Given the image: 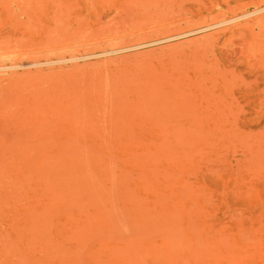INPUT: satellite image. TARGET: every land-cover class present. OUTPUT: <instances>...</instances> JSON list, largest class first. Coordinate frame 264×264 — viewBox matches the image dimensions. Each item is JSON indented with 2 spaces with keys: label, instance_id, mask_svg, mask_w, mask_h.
<instances>
[{
  "label": "rangeland",
  "instance_id": "374dc122",
  "mask_svg": "<svg viewBox=\"0 0 264 264\" xmlns=\"http://www.w3.org/2000/svg\"><path fill=\"white\" fill-rule=\"evenodd\" d=\"M260 2L0 0V264H264Z\"/></svg>",
  "mask_w": 264,
  "mask_h": 264
},
{
  "label": "bare ground",
  "instance_id": "6f19581e",
  "mask_svg": "<svg viewBox=\"0 0 264 264\" xmlns=\"http://www.w3.org/2000/svg\"><path fill=\"white\" fill-rule=\"evenodd\" d=\"M262 2H263V0H261L260 4H263ZM257 6H258V5H257ZM262 11H264V5H262V6L259 5L258 8H256V9L253 10V11H248V12H244V13L241 11L242 14L240 13L239 15L233 16V17H231V18H227V17H226L227 19H224V18H223L224 20H221V21H218V22L216 21V23L213 22V24H209V25H206V26H202V27H200V28H197V29H194V30H190V31H187V32H184V33L178 34V35L169 36V37L162 38V39H159V40L157 39V40L152 41V42H150V43H153V42H156V43H157V42H161V41L163 42V41H165V40H170V39L175 38V37H180V36H184V35H187V34H193V33H195V32H199V31L202 32V31H205V30L210 29V28H212V27H216V26L218 27L219 25H224V24H226L225 26H226V27H229V26H227V25H229L230 23L233 24L234 22H235V24H236V26H237V24L239 25V23H238L239 20H241V19H244V20H245V19H247L248 17L250 18V16H252V15H254V14L256 15L257 13H259V15H260V12H262ZM236 13H238V12H236ZM262 14H263V13H262ZM233 15H234V14H233ZM259 15H258V16H259ZM231 16H232V15H231ZM258 16H256L254 20H256V18H258ZM263 16H264V15H263ZM251 18H253V17H251ZM251 18H250V19H251ZM247 20H248V19H247ZM258 20H259V18H258ZM263 20H264V19H263ZM263 20H262V21H263ZM245 21H246V20H245ZM245 21H244V22H245ZM256 21H257V20H256ZM260 21H261V20H260ZM232 22H233V23H232ZM45 23H46V22H45ZM45 23H44V24H45ZM50 23H51V22H50ZM52 23H53V22H52ZM52 23H51V24H52ZM227 23H229V24H227ZM247 23H249V22H246L245 25H246ZM256 23H257V22H256ZM258 23H259V22H258ZM231 24H230V28H226V27L224 26V27H223L224 30H225V28H226L228 31H231V27H232ZM254 24H255V23H254ZM254 24H252V25H254ZM240 25H241V24H240ZM240 25H239V27H241V28H244V27H245L243 24H242L241 26H240ZM259 25H260V24H259ZM262 25H263V24H261V26H262ZM246 26H247V25H246ZM248 26H249V29H251V28H250L251 25L249 24ZM261 26H260V27H261ZM219 27H220V26H219ZM237 27H238V26H237ZM237 27H233V28H236V29H237ZM239 27H238V29H239ZM260 27H259V29H261ZM246 28H247V30H248V27H246ZM215 29H216V28H215ZM262 29H263V28H262ZM213 30H214V29H213ZM220 30H221V29H220ZM220 30H216V31H220ZM224 30H223V31H224ZM227 30H225V31H227ZM239 30H240V29H239ZM242 30H244V29H242ZM256 30H257V29H256ZM245 31H246V30H245ZM0 32H1V31H0ZM11 32H12V31H11ZM233 32H234V30H233ZM247 32H248V31H247ZM12 33H13V32H12ZM14 33H15V32H14ZM202 33H203V32H202ZM8 34H9V33H8ZM15 34H16V33H15ZM15 34H14V36H15ZM249 34H253V31H252V33L250 32ZM206 35H208V34L206 33L205 36H206ZM10 36H11V35H9V38H10ZM19 36H20V35H18L17 38L14 37L16 42H17V40H19V39H20V41H23V40L25 39V36H24V37L22 36V38H20ZM250 36H251L252 38L250 37V40H251V41H250V40H249V41L252 42V43L249 44V42H248L247 40H245V41H247L248 44H247L246 42H245V43H246L248 46L250 45L252 48H254L255 45L253 46V41H255V40H254L255 38H253L254 36H252V35H250ZM3 37H4V36H3ZM3 37H2V38H3ZM12 37H13V35H12ZM5 38H6V36H5ZM5 38H4V39H5ZM27 38H29V37L27 36ZM32 38H33V37H31L29 40H31ZM7 39H8V37H7ZM7 39H5V40H7ZM12 39H13V38H12ZM16 39H17V40H16ZM104 39H105V38H104ZM1 40H2V39H1ZM5 40H4V41H5ZM13 40H14V39H13ZM13 40H11V41L9 40L7 43H10V42L12 43ZM25 40H26V39H25ZM25 40H24V43H26V41H27V40H26V41H25ZM109 40H110V39H109ZM144 40H148V39H147V38H144ZM252 40H253V41H252ZM107 41H108V40L106 39V42H107ZM141 41H142V40H141ZM5 42H6V41H5ZM145 42H146V41H145ZM145 42H144V43H141V44H139V45H137V46H139V48H140V46H143V47H144V45L146 46V44H148V43H145ZM0 43H1V42H0ZM102 43H104V42H101V44H100V42H99L98 45L102 46V45H103ZM255 43H256V42H255ZM255 43H254V44H255ZM154 44H155V43H154ZM256 44H257V43H256ZM12 45H13V44H12ZM15 45H18V46L20 45L19 47H21V45H23V44H22V43H21V44H20V43H18V44L16 43ZM15 45H14V46H15ZM42 45H43V44H42ZM44 45H45V44H44ZM106 45H107V44H106ZM106 45H105V46H106ZM135 45H136V44H135ZM150 45H151V44H150ZM257 45H259V44H257ZM257 45H256V46H257ZM261 45H262V44H261ZM132 46H133V45H132ZM137 46H135V48H137ZM248 46L246 47V49H247L246 51H247V52H248L249 50H251V49L248 50V48H251L250 46H249V47H248ZM262 46H263V45H262ZM22 47H24V48L27 47V48H25V49L28 50V46H27V45H26V46L23 45ZM52 47H53V46H52ZM52 47H51V48H52ZM55 47H56V46H55ZM55 47H54V48H55ZM117 47H118V46H117ZM117 47H116V48H117ZM120 47H121V46H120ZM120 47H119V48H120ZM258 47H259V46H258ZM42 48H43V47H42ZM60 48H61V47H60ZM102 48L104 49L103 46H102ZM116 48H115V50H106V49H105L106 51H102V52L99 51V53H92V54H90V53H89V54L86 53L87 55H84V54L82 53L83 55H80V56H77V55H71V54H73V53L70 54L71 56L68 55V57H59V56H57L58 58H52V57H51V58H48L49 56H48V57H45V56L43 57V56H41L42 58H46V59H44V60H40V59H42L41 57H40V59H39V58L36 59V57H35L36 54H38V55L43 54V52L40 53L43 49H42V50L40 49L41 51L39 50V51H40L39 53L35 52V50L32 49V50L35 52V53H33V52H32V53L34 54V57H35L36 60L33 59L32 62H29V63L27 62L26 64H23V63H25V62H22V60H21V63H22L23 65H21L19 62H18V64H8V63H7V64H0V71H4V72H5V70L7 71V70H9V69H14V70H15V68L17 69V68L20 67V66H25L24 69L21 68L22 70H28V69H30V68H28V66H31V67H32V66H37V67H38L39 65L42 66V65H44V64H52V65L55 66V64H53V63H60V62H62V63L64 62V63H65V62H67V61H75V60H77V59L79 60V59H82V58H85V59L87 60V58H88V57H91V56H93L92 58L98 59L100 56H99L98 58H97V57H94V56H96V55H103V54H104V57H105L106 54L116 52V51H117ZM122 48H124V47L122 46ZM61 49H63V48H61ZM90 49H91V50H94V48H90ZM117 49H118V48H117ZM129 49H130V48H129ZM263 49H264V48H263ZM22 50H23V49H22ZM45 50H47V49H44V51H45ZM56 50H57V48H55V51H56ZM58 50H59V48H58ZM87 50H89V49H87ZM100 50H102L101 47H100ZM124 50H125V49H124ZM37 51H38V50H37ZM52 51H53V50H52ZM94 51H97V50H94ZM122 51H123V50H122ZM125 51H126V50H125ZM20 52L22 53V51H20ZM25 52H26V51H25ZM46 52H47V51H46ZM87 52H90V50L87 51ZM118 52H119V51H117V53H118ZM120 52H121V50H120ZM21 53H20V54H21ZM44 53H45V52H44ZM77 53H78V52H77ZM23 54H24V53H23ZM26 54H28V53H26ZM29 54H30V52H29ZM33 54H32V55H33ZM52 54H53V52H52ZM18 55H19V54H18ZM58 55H59V54H58ZM60 55H61V54H60ZM64 55H65V54H64ZM66 55H67V54H66ZM112 55H113V54H112ZM20 56L22 57V54H21ZM36 56H37V55H36ZM52 56H53V55H52ZM106 56H107V55H106ZM108 56H109V55H108ZM28 57H29V55H27V58H28ZM37 57H39V56H37ZM86 57H87V58H86ZM27 58H26V59H27ZM31 58H33V56H31ZM100 58H101V57H100ZM100 58H99V59H100ZM20 59H21V58H20ZM20 59H18V60L20 61ZM85 59H84V61H85ZM108 59H112V58L109 57ZM13 60H14V59H13ZM18 60H17V61H18ZM28 60H29V59H28ZM88 60H90V59L88 58ZM106 60H107V59H106ZM25 61H27V60H25ZM78 62H79V61H78ZM71 63H72V62H70L69 65H71ZM73 63H76V62H73ZM66 64H67V63H66ZM210 64H211V63H210ZM59 65H60V64H59ZM63 65H64V64H63ZM76 65L79 66L77 63H76ZM76 65H74V66L76 67ZM56 66H57V65H56ZM74 66H73V67H74ZM211 66H212V65H211ZM215 66H216V65H215ZM26 67H27V68H26ZM43 67H44V68H45V67H51V68H52V66H47V65H45V66H43ZM43 67H42V68H43ZM205 67H207V65H206V66L204 65V68H205ZM212 67H214V66H212ZM212 67H211L210 69H208V70L212 71V69H214V70H215V68L217 69V66L214 67V68H212ZM39 68H40V67H39ZM42 68H41V69H42ZM204 68L202 67V69H204ZM32 69H33V68H32ZM34 69H36V68L34 67ZM45 69H46V68H45ZM18 70H20V68H19ZM18 70H17V71H18ZM36 70H37V69H36ZM62 70H63V68H62ZM203 71H204V70H203ZM210 71H208V72H210ZM46 72L49 73L50 71H46ZM60 72H61V71H60ZM22 73H23V72H22ZM22 73H21V74L19 73L18 76H17V74H15V76H17L16 79H19V76H20V78H21V75L23 76V75H25V74L28 73V72H26V73L24 72V74H22ZM29 73H30V72H29ZM29 73H28V74H29ZM41 74H43V73H41ZM29 75H32V73H30ZM204 75H205V74H204ZM1 77H2V76H1ZM1 77H0V78H1ZM10 77H11V76H10ZM7 78H8V76H7ZM12 78H13V77H12ZM4 79H6V78H4ZM11 80H13V79H11ZM77 114H78V113H77ZM79 114H80V113H79ZM76 117H78V116L76 115ZM75 119H76V118H75ZM73 120H74V118H73Z\"/></svg>",
  "mask_w": 264,
  "mask_h": 264
}]
</instances>
